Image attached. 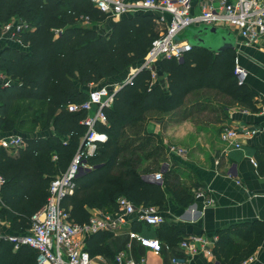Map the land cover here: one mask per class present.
Instances as JSON below:
<instances>
[{
  "label": "trees",
  "instance_id": "obj_1",
  "mask_svg": "<svg viewBox=\"0 0 264 264\" xmlns=\"http://www.w3.org/2000/svg\"><path fill=\"white\" fill-rule=\"evenodd\" d=\"M12 17L26 20L30 28L19 34L21 44H7L0 51V71L12 80L0 83V130L21 129L34 102L43 105V129H53L47 134H25L16 153L0 146L4 178L0 222L22 233L31 227L33 214L47 201L51 180L67 169L86 133L82 120L87 111H70L68 105L84 102L89 85L123 78L130 66L141 64L165 26L157 11L128 12L111 20V31L104 34L96 26L106 20V14L90 0H0V24ZM160 66L167 86L154 84L151 71L143 68L116 90L111 106L105 108L108 122L99 123L98 129L108 139L89 158L93 167L79 174L74 192L62 201L75 222L89 221V208L117 211L121 196L135 205H156L161 210L168 197L182 205L191 201L192 186L183 179L184 167L178 159L164 172L163 183L144 177L159 169L160 155L166 149L161 136L146 129L148 111L188 118L202 106L218 111V98L223 118L228 117L226 109L232 101L258 110L254 92L235 74L236 50L192 47L182 61L163 58ZM198 90H213L216 95L189 104L188 95ZM146 160L150 163L145 165ZM237 228L244 230V241L234 239ZM112 234L101 229L89 235L86 248L90 254L112 252L108 249ZM218 235L214 253L221 264H240L262 243L264 223L221 229ZM160 236L169 241L184 238L181 231L163 222ZM38 256L29 244L15 248L10 241H0V264H39Z\"/></svg>",
  "mask_w": 264,
  "mask_h": 264
},
{
  "label": "crops",
  "instance_id": "obj_2",
  "mask_svg": "<svg viewBox=\"0 0 264 264\" xmlns=\"http://www.w3.org/2000/svg\"><path fill=\"white\" fill-rule=\"evenodd\" d=\"M200 1L193 0L194 11H199ZM166 16L167 20H170V16L168 14ZM111 20L113 19L106 16V20L99 23L111 24L110 27L107 24L106 32L101 31L102 33L109 34L113 25ZM96 28L99 30L98 25ZM16 43L7 35L2 34L0 29V51L7 44ZM236 58L238 63L247 71L244 82L254 92L258 110H252L242 106L239 102L232 101L226 109L228 117L223 118L220 112V106L223 103L218 98L219 101L215 100V104L219 107L218 111L212 112L211 109H205L206 107L202 106V110L195 112L193 116L188 118H181L174 113H160L155 110L146 113L145 126L149 132L159 134L169 148L170 146H176L186 151L184 156H179L171 154L168 148L169 156L165 160L171 162V160L178 159L180 161L181 166L184 167L181 170L184 176L183 179L187 182L186 184L192 186V199L187 205H182L176 199L168 197L166 208L163 210L158 208L165 218L163 223L170 224L181 231L184 235L183 239H191L199 248V252L187 254L189 264H221L215 253L209 255L204 252L203 240L194 239L193 236L202 237L204 240L209 241V245L214 252L219 238V230L225 228L230 230L237 226H246L247 223L252 222L264 223V112L260 109V105L264 100V39L249 45H240L239 50H236ZM154 68L156 75L152 78V82L167 86V75L161 71L160 60L154 64ZM130 73L131 70L127 77ZM126 78H119L118 80L117 76L111 77L101 83L89 85L87 90L90 91L91 88L107 84L111 88L116 86L118 88L119 84L124 82ZM11 82L12 80L3 73L0 83L9 84ZM202 93L203 97L198 96ZM209 93L211 95L208 97L207 94ZM215 95L216 93L213 90H198L188 95L187 102L190 104V102L197 99L208 101L213 99ZM195 96L196 99L191 100ZM215 116H220L222 121ZM167 117L174 118V120L166 123ZM231 126L258 127L260 129L253 135L240 136L242 145L236 148L224 141L221 134L217 133L218 136H215L212 133L213 129L220 130ZM52 131V128L47 131H40L41 133L36 131L26 133L23 132L22 128H15L11 131L0 130V146H3L1 145L3 139L15 136L23 138L25 134L41 135ZM19 146L3 147L16 153ZM208 154L210 160L206 157ZM254 161L257 165L254 164ZM148 163H150V160L145 161V165ZM188 174H192L191 179L188 178ZM195 182L196 184H194ZM201 189L205 190V198L197 196L198 191ZM98 209L110 211L100 207L89 208L91 213L96 212ZM110 212L116 213V211ZM126 219L127 223L108 238V249L112 252L104 255H93V264H115V256L121 250H126L127 257L130 259L140 260L145 258L148 264H171L173 257L182 255L185 252L181 245L183 239L169 241L160 236L162 223L158 225L147 224L133 218V215L128 216ZM0 230L6 234L15 233L7 222H0ZM236 231L234 239L239 242L244 241V230L237 228ZM132 232H137L147 238H159L162 242L161 254H158L154 248L143 245L137 237L132 235ZM240 264H264V237L256 250Z\"/></svg>",
  "mask_w": 264,
  "mask_h": 264
},
{
  "label": "built area",
  "instance_id": "obj_3",
  "mask_svg": "<svg viewBox=\"0 0 264 264\" xmlns=\"http://www.w3.org/2000/svg\"><path fill=\"white\" fill-rule=\"evenodd\" d=\"M106 16L113 20L120 19L128 12L157 11L159 21L164 24L165 29L149 47L143 62L138 68L131 70L126 80L114 88L109 85H102L91 88L88 98L81 103H70L68 109L77 111L85 109L87 115L82 120L87 130L82 141L72 157L67 169L53 178L49 185V195L42 208L32 216V225L22 233L6 234L0 230V241L5 239L18 248L20 244H29L39 252V264H93L92 255L86 248V238L98 230H109L117 232L125 223L127 217L143 221L147 224H161L165 218L156 205H135L126 196L118 198V210L116 213L98 209L91 213L89 221L77 223L72 220L70 212L62 205L63 199L74 192L76 179L79 174L93 166L89 163V158L94 157L102 143L108 139L107 133L98 129V124H106L108 117L105 108L111 106L116 90L131 82L133 77L143 68H147L152 73V78L156 72L154 64L163 58H176L182 61L184 54L192 49V45L187 40H177L176 36L183 32L191 24H211L230 28L237 35V48L240 45H249L264 39V0H201L199 11H194L193 0H90ZM170 20H167V16ZM85 22L88 19L85 18ZM30 28V24L21 18L12 17L9 21L1 24L2 34L21 44L19 34ZM235 74L240 82H244L247 71L238 63L236 58ZM0 78L3 73L0 72ZM5 82V81H4ZM94 109V111H92ZM264 112V100L260 105ZM260 128L247 126L225 127L221 131V138L232 147H241L240 136H250L255 134ZM23 138L15 136L1 141L5 147L21 145ZM169 152L179 156H184L186 151L181 147L170 146ZM254 164L257 163L254 161ZM171 162L164 160L161 162L156 172L145 174V178L163 183V174L170 168ZM4 182L0 174V188ZM198 197H206L205 190L201 189L197 193ZM143 245L154 248L158 254L162 252V242L159 238L143 237L137 232H132ZM194 239L203 240V250L209 255H213V249L209 241L202 237ZM181 245L184 249L182 255H177L171 259V264H189L187 254L199 252V248L191 239H183ZM115 264H148L145 258L133 260L127 257L126 250L119 251L115 256Z\"/></svg>",
  "mask_w": 264,
  "mask_h": 264
},
{
  "label": "water",
  "instance_id": "obj_4",
  "mask_svg": "<svg viewBox=\"0 0 264 264\" xmlns=\"http://www.w3.org/2000/svg\"><path fill=\"white\" fill-rule=\"evenodd\" d=\"M179 40H187L193 47L214 52L237 48V35L230 28L211 24L188 25Z\"/></svg>",
  "mask_w": 264,
  "mask_h": 264
},
{
  "label": "rangeland",
  "instance_id": "obj_5",
  "mask_svg": "<svg viewBox=\"0 0 264 264\" xmlns=\"http://www.w3.org/2000/svg\"><path fill=\"white\" fill-rule=\"evenodd\" d=\"M107 24L108 23H104V24H98V27H99V31L101 32V31H103V32H106V30H107ZM106 25V26H105ZM110 23L108 24V26L110 27ZM0 29H1V24H0ZM183 32H180L177 36H176V39L177 40H179V35L180 34H182ZM140 66V64H136V65H132V66H130L129 67V69L130 70H133V69H135V68H138ZM128 69V71L125 73V74H123L121 77H123V79H125L126 77H127V75H128V73H129V70ZM117 79L119 80V77H117ZM120 82H121V80H120ZM123 82H121L120 84H122ZM108 85V84H107ZM211 94L209 93V94H207V96L209 97ZM198 96H200V97H203L204 95H203V93L201 94V95H198ZM193 99H196V96L195 97H192V99L191 100H193ZM36 110H39L37 113H36ZM42 110H43V105L40 103V102H34V107H33V111H28L27 113H26V115H25V119H26V122H25V124H23V126H22V130H23V132H26V133H33V132H37V133H39L40 131H44V127H43V123H44V117L41 115V113H42ZM156 114V113H155ZM164 118H166V117H164ZM167 122L166 123H168V122H171V120H174V118L173 119H170V117L168 118L167 117ZM224 128H221L220 130H216V129H213L212 130V133H213V135H215V136H218L217 135V133L218 134H220L221 133V131L223 130ZM41 133V132H40ZM170 142H171V140H170ZM172 143V142H171ZM166 145V144H165ZM168 148H169V146H167L166 145V149H164V151H163V153L160 155V161L162 162L163 160H165V159H167V156H169L168 155ZM207 152V151H206ZM205 152V153H206ZM207 159L208 160H210V155L208 154L207 156ZM191 161V160H190ZM189 161V162H190ZM191 162H193V161H191ZM173 163V160H171V164ZM194 163V162H193ZM192 164V163H191ZM157 167H158V164H157ZM186 169H188V167H186ZM190 169V168H189Z\"/></svg>",
  "mask_w": 264,
  "mask_h": 264
}]
</instances>
